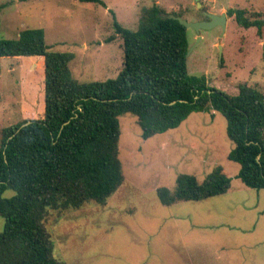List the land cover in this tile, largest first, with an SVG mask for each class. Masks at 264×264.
<instances>
[{
	"label": "rangeland",
	"instance_id": "374dc122",
	"mask_svg": "<svg viewBox=\"0 0 264 264\" xmlns=\"http://www.w3.org/2000/svg\"><path fill=\"white\" fill-rule=\"evenodd\" d=\"M0 0V39L44 29L51 51L71 53V69L81 82L114 79L123 68V40L113 14L135 31L141 10L157 4L167 14L205 20L200 11L221 15L244 9L264 19V0ZM262 15V16H261ZM114 40L108 42L109 38ZM188 31L190 75L230 95L238 85L264 91V27L239 26L229 16L226 29ZM44 62L34 57L0 58V139L2 130L41 118ZM117 155L122 183L105 204L92 200L77 209H49L44 226L53 256L64 264H264V190L246 187L239 165L228 159L234 144L227 121L216 112L192 114L174 130L144 140L137 117L119 118ZM222 167L231 178L224 195L198 202L162 205L158 189L174 191L181 174L203 182ZM9 192L6 196H11ZM4 219L0 218V231Z\"/></svg>",
	"mask_w": 264,
	"mask_h": 264
},
{
	"label": "trees",
	"instance_id": "16d2710c",
	"mask_svg": "<svg viewBox=\"0 0 264 264\" xmlns=\"http://www.w3.org/2000/svg\"><path fill=\"white\" fill-rule=\"evenodd\" d=\"M79 1L104 5L102 0ZM199 14L206 19L203 11ZM228 14L262 35L264 19L249 17L244 9ZM166 15L157 4L144 7L132 31L113 14L124 60L117 77L106 81H78L71 69L74 55L51 51L44 29L23 30L17 40L0 39V58L44 62L42 117L6 127L1 134L0 264H64L53 256L43 224L46 214L92 200L105 204L118 190L123 180L119 118L125 114L137 117L141 137L148 140L179 128L194 113H220L234 144L228 159L239 165V180L264 190V91L241 83L238 94L230 95L210 86L205 76L190 75L189 30ZM230 183L218 166L203 182L179 175L174 191L161 187L158 198L165 206L198 202L224 195Z\"/></svg>",
	"mask_w": 264,
	"mask_h": 264
},
{
	"label": "water",
	"instance_id": "95a60500",
	"mask_svg": "<svg viewBox=\"0 0 264 264\" xmlns=\"http://www.w3.org/2000/svg\"><path fill=\"white\" fill-rule=\"evenodd\" d=\"M197 8L202 7L201 0H195ZM205 15L210 19L209 21H189L188 19H184L182 17L175 16L174 14H167L166 16L171 19H175L179 21L181 25H183L187 30H194L197 34L201 31L212 30L215 27L221 25L223 30L226 29V15L223 14L221 16L205 13ZM198 41L201 39V36L197 37ZM192 52V48L189 49L188 55Z\"/></svg>",
	"mask_w": 264,
	"mask_h": 264
},
{
	"label": "flooded vegetation",
	"instance_id": "af4514ba",
	"mask_svg": "<svg viewBox=\"0 0 264 264\" xmlns=\"http://www.w3.org/2000/svg\"><path fill=\"white\" fill-rule=\"evenodd\" d=\"M205 13H208V12H204L203 11V15L206 17V19L205 20H200V21H209L210 19L205 15ZM212 14V13H211ZM225 15H226V18H227V20H226V25H227V21H228V18H229V14L228 13H224ZM221 15H223V14H221ZM221 15H218V16H221ZM217 27H221L222 28V26L221 25H219V26H217ZM223 29V28H222ZM224 31V30H223ZM201 33V32H200ZM200 33L199 34H197L198 36H200Z\"/></svg>",
	"mask_w": 264,
	"mask_h": 264
},
{
	"label": "crops",
	"instance_id": "0c3cea01",
	"mask_svg": "<svg viewBox=\"0 0 264 264\" xmlns=\"http://www.w3.org/2000/svg\"><path fill=\"white\" fill-rule=\"evenodd\" d=\"M38 60V59H37ZM43 62V60H41Z\"/></svg>",
	"mask_w": 264,
	"mask_h": 264
}]
</instances>
